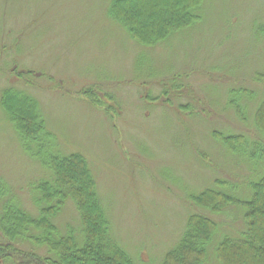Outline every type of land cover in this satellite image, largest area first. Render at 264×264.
I'll list each match as a JSON object with an SVG mask.
<instances>
[{
    "label": "rangeland",
    "instance_id": "obj_1",
    "mask_svg": "<svg viewBox=\"0 0 264 264\" xmlns=\"http://www.w3.org/2000/svg\"><path fill=\"white\" fill-rule=\"evenodd\" d=\"M111 2L0 0V96L13 86L37 100L58 149L87 160L112 237L135 264H160L194 210L191 193L218 178L245 199L264 167L211 137L254 135L264 0H202L193 24L151 46L111 18ZM241 87L257 92L244 99L246 122L227 107L228 90ZM49 175L0 107V179L29 210L32 185ZM54 223L60 234L79 231L71 200ZM218 226L214 247L232 233Z\"/></svg>",
    "mask_w": 264,
    "mask_h": 264
},
{
    "label": "trees",
    "instance_id": "obj_2",
    "mask_svg": "<svg viewBox=\"0 0 264 264\" xmlns=\"http://www.w3.org/2000/svg\"><path fill=\"white\" fill-rule=\"evenodd\" d=\"M201 3L202 0H112L109 15L126 28L132 39L151 46L193 24ZM255 79L264 82V74ZM256 93L244 87L228 90L227 107L240 122L247 121L244 99H252ZM0 107L18 134L22 150L50 173L32 185L29 204L33 211L26 209L0 179V263L135 264L110 233L87 160L79 153L66 154L58 149L45 128L37 100L24 90L8 86L1 92ZM252 116V137L216 129L211 131V137L230 153L264 161V98ZM199 154L204 162L209 161L207 154ZM228 187L224 180L216 178L213 185L188 196L194 210L160 264H264V167L248 186L249 197L240 199L224 190ZM67 200L75 207L80 229L76 233L67 226L66 232L60 234L54 218ZM228 213L236 217L228 219ZM218 225L222 232L232 233H224L214 247L210 242Z\"/></svg>",
    "mask_w": 264,
    "mask_h": 264
}]
</instances>
